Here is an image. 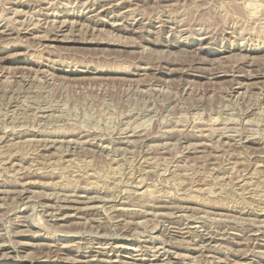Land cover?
Here are the masks:
<instances>
[{
	"label": "rangeland",
	"instance_id": "rangeland-1",
	"mask_svg": "<svg viewBox=\"0 0 264 264\" xmlns=\"http://www.w3.org/2000/svg\"><path fill=\"white\" fill-rule=\"evenodd\" d=\"M0 264H264V0H0Z\"/></svg>",
	"mask_w": 264,
	"mask_h": 264
},
{
	"label": "bare ground",
	"instance_id": "bare-ground-1",
	"mask_svg": "<svg viewBox=\"0 0 264 264\" xmlns=\"http://www.w3.org/2000/svg\"><path fill=\"white\" fill-rule=\"evenodd\" d=\"M51 142H52V141H51ZM47 145H48V144H47ZM75 197H76V196H75ZM75 197H74V198H75ZM82 198H83V197H82ZM55 199H56V198H55ZM76 199H77V198H76ZM78 202H79V201H78ZM84 205H85V204H84ZM69 207H70V206H69ZM61 211H62V210H61Z\"/></svg>",
	"mask_w": 264,
	"mask_h": 264
}]
</instances>
